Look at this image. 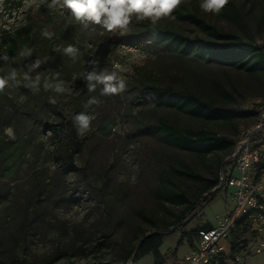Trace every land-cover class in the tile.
<instances>
[{"label":"rangeland","instance_id":"obj_1","mask_svg":"<svg viewBox=\"0 0 264 264\" xmlns=\"http://www.w3.org/2000/svg\"><path fill=\"white\" fill-rule=\"evenodd\" d=\"M200 2L186 0L176 10L197 11L218 28L243 39L248 32L255 44L264 45V26L257 24L264 13V0H229L240 13L244 29L225 19L222 10L219 14L202 11ZM50 3L0 0V56L9 57L8 61L0 59V77H7L15 69L20 81L19 85L9 81L0 92V264H130L131 260L125 263L123 259L124 247L137 227L144 232L153 230L139 213L161 226L171 219L169 213L181 211L167 203L161 205L154 198L159 160L183 163L204 177L215 178L214 169L219 164L223 167L231 156L220 152L201 159L169 147L159 136L141 132L139 127L164 118L237 140L247 125H207L174 111L151 108L141 102L134 88L135 78L200 93H209L211 81H220L234 96L236 105L245 108L253 100L264 98V77L183 59L154 42H139L147 57L139 64L130 63L133 50L119 44V39L130 37L135 28L149 20L138 22L133 17L124 35L107 32L99 25L85 29L71 17L69 9L50 10ZM158 23L191 37L200 35L194 26L171 17ZM44 29L54 33L51 39L42 35ZM8 34L18 43L14 56L9 52ZM69 45L78 49L75 58L64 53ZM25 49L32 50L31 56H20ZM36 60L40 67L32 69ZM117 65L132 70L118 73L125 82L124 91L102 96L103 85L88 91L86 73L112 72ZM25 74L32 79L41 77L39 91L25 87ZM59 81H63V93L44 87L46 82ZM92 97L99 103L86 107ZM79 113L92 117L90 129L79 134L84 139L82 151L75 155L74 167L66 168L57 160V149L64 139L54 137L52 129L60 128L63 118L75 124L73 118ZM233 177L239 178L240 174L234 171ZM180 186L193 196L202 190L185 182ZM101 187L111 192L106 203L97 194ZM236 189L230 185L227 191L218 192L199 213L197 204L194 215L198 214L181 222L190 221L184 230L189 232L206 224L216 226L224 213L233 209ZM247 237L248 247L241 252L243 263L264 264V252H255L258 242L264 241V233H248ZM179 238L178 232H165L163 254L159 258L148 254L136 264H179L187 252L185 240L176 247ZM166 241L173 245L167 247Z\"/></svg>","mask_w":264,"mask_h":264},{"label":"trees","instance_id":"obj_2","mask_svg":"<svg viewBox=\"0 0 264 264\" xmlns=\"http://www.w3.org/2000/svg\"><path fill=\"white\" fill-rule=\"evenodd\" d=\"M222 15L228 21L238 25L239 28H245L240 13L230 2L222 9ZM172 16L177 21L194 26L200 35L191 37L175 27L160 23L153 25L150 21H144L133 30L130 37H121L119 44L140 47L139 42H154L164 45L183 59L231 68L250 76L264 77V45L255 44L253 37L248 32L244 34L246 39H243L241 35L225 31L207 22L204 16L197 11L175 10ZM257 24L261 27L264 26V13L259 17ZM7 38L9 52L14 56L18 49L17 40L10 34L7 35ZM134 85L141 102L151 108L174 111L207 125L239 122L250 124L256 118L253 109L236 105L234 96L226 90L220 81H211L209 93H200L172 84L148 83L137 78H135ZM139 130L157 135L169 147L201 159L220 152L231 155L236 144L235 139L219 135L211 129L183 127L164 118L147 122L140 126ZM52 134L54 137L62 136L64 139L63 145L57 149V160L63 167H74V157L82 151L84 144V139L79 136L75 124L70 119L63 118L60 128H53ZM221 168L219 164L214 169L215 178H208L197 173L192 166L159 160L155 170L154 198L161 205L167 203L180 207L181 211L178 214L169 213L171 219L164 221L161 226H158L155 220L143 212L139 213L140 218L150 225L153 229L151 231L166 230L179 225L170 231L178 232L180 235L176 247H179L184 240L190 242L195 232L200 229H210L212 225L198 226L187 232L184 228L190 221L185 220L183 224L180 223L195 214L197 204L200 203L199 213L203 206L214 198L215 194L222 191V188H219L215 193L206 195L218 186ZM258 169L264 171V165ZM180 182L201 186L202 190L193 196L180 186ZM110 193L105 192V187H101L97 191L104 203L107 202V195ZM262 202L264 203V201ZM107 215L109 217V211H107ZM146 233L148 232L137 227V232L133 233L131 242L124 247L123 259L125 263L131 260L132 264H136L140 258L148 254H152L155 258L160 257V247L164 241V234H155L146 238L135 251L136 245ZM248 233L246 218L239 220L231 229L228 237L231 255L241 254L247 249L249 244ZM99 246V243L96 244V251ZM222 264H228V262Z\"/></svg>","mask_w":264,"mask_h":264},{"label":"built area","instance_id":"obj_3","mask_svg":"<svg viewBox=\"0 0 264 264\" xmlns=\"http://www.w3.org/2000/svg\"><path fill=\"white\" fill-rule=\"evenodd\" d=\"M128 46L144 53L141 47ZM245 108L253 109L256 118L240 130L234 151L219 172L217 186L223 191L230 185L237 188L232 195L234 207L224 213L216 226L200 229L192 235L190 242L185 241L187 252L179 264H244L241 254L230 253L228 237L231 229L246 218L251 235L264 233V171L258 169L264 165V98L253 100ZM234 171L240 174L239 178L233 177ZM255 252H264V241L258 242Z\"/></svg>","mask_w":264,"mask_h":264},{"label":"clouds","instance_id":"obj_4","mask_svg":"<svg viewBox=\"0 0 264 264\" xmlns=\"http://www.w3.org/2000/svg\"><path fill=\"white\" fill-rule=\"evenodd\" d=\"M186 0H51L48 4V8L52 9H69L71 17L76 22L80 23L85 29L90 25H99L107 32L119 31L121 35L127 34L129 26L133 17L140 22L149 20L151 24H157L161 19L171 17L172 13ZM229 3V0H201L200 8L204 12L213 14H219L221 10ZM42 35L48 39H51L54 33L47 29L42 30ZM78 49L69 45L64 49V53L75 58ZM32 50L25 49L20 52L21 57L31 56ZM147 54L139 50H134L130 59V63L139 64L146 59ZM0 59L8 61L7 55L0 56ZM40 67V61L36 60L32 64V69ZM117 70L112 72H100L96 71L88 72L84 76L87 80L88 91L93 92L98 85H103L100 94L102 96L118 94L125 89V82L119 77V72H131L130 67L116 66ZM59 76V73H56ZM41 77L37 75L35 79H32L27 74L24 75V80L27 81L25 87L31 88L34 91H39ZM9 81L15 82L19 85L20 81L17 80V72L13 69L7 77H0V92H3L5 87L9 84ZM45 89H52L56 93H63L65 88L63 81H59L55 84L45 83ZM260 102L259 100L257 101ZM99 101L92 97L88 100L86 107L98 104ZM74 122L79 129V134L83 135L85 130L90 129L92 117L85 113H79L74 116Z\"/></svg>","mask_w":264,"mask_h":264},{"label":"water","instance_id":"obj_5","mask_svg":"<svg viewBox=\"0 0 264 264\" xmlns=\"http://www.w3.org/2000/svg\"><path fill=\"white\" fill-rule=\"evenodd\" d=\"M219 188H220V187H216L215 189H213L212 191H210V192L207 193L206 195L211 194V193H215ZM181 224H183V223H181ZM178 226H179V225H176V226H174V227H171V229H170V228H169V229H166V230H164V229H160V230H154V231H151V232L146 233L145 236H144L142 239H140L139 243L136 245V247H135V251L137 250L138 245H139L143 240H145L146 238H148V237H150V236H152V235H155V234H164L165 232L172 231L175 227H178Z\"/></svg>","mask_w":264,"mask_h":264},{"label":"crops","instance_id":"obj_6","mask_svg":"<svg viewBox=\"0 0 264 264\" xmlns=\"http://www.w3.org/2000/svg\"><path fill=\"white\" fill-rule=\"evenodd\" d=\"M213 226V225H212ZM165 243V240L163 241V244ZM186 243V242H185ZM163 244H162V246L161 247H163ZM166 245H167V247H170V246H172L173 245V242H171V241H166ZM161 247H160V253H162V251H161ZM163 254V253H162ZM185 254V253H184ZM183 254V255H184Z\"/></svg>","mask_w":264,"mask_h":264}]
</instances>
